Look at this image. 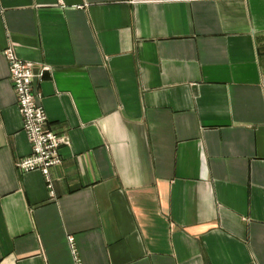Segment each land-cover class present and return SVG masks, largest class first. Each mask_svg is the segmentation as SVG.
<instances>
[{
  "label": "crops",
  "instance_id": "1",
  "mask_svg": "<svg viewBox=\"0 0 264 264\" xmlns=\"http://www.w3.org/2000/svg\"><path fill=\"white\" fill-rule=\"evenodd\" d=\"M62 164L29 155L4 49ZM264 0H0V264H264Z\"/></svg>",
  "mask_w": 264,
  "mask_h": 264
},
{
  "label": "built area",
  "instance_id": "2",
  "mask_svg": "<svg viewBox=\"0 0 264 264\" xmlns=\"http://www.w3.org/2000/svg\"><path fill=\"white\" fill-rule=\"evenodd\" d=\"M3 51L8 61L9 76L17 95V105L23 118L24 130L31 144L30 154L17 159L16 168L21 172L40 170L52 195L54 184L51 169L62 164L63 158L59 148L69 144L70 138L66 134L56 133L47 127L48 116L42 105L43 94L34 84L35 78H42L49 66H43L39 72H36L32 62L17 55L12 46H8ZM260 85L264 91V76ZM67 240H69L76 264H82L77 255L74 236L68 235Z\"/></svg>",
  "mask_w": 264,
  "mask_h": 264
}]
</instances>
